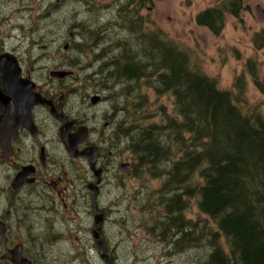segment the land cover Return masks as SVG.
<instances>
[{
	"label": "rangeland",
	"instance_id": "374dc122",
	"mask_svg": "<svg viewBox=\"0 0 264 264\" xmlns=\"http://www.w3.org/2000/svg\"><path fill=\"white\" fill-rule=\"evenodd\" d=\"M111 1L89 0L88 4L92 8L91 11L98 6L97 10L101 11L105 5L112 8ZM218 1L142 0L140 3V0H136L134 24L127 25L129 34L126 35L119 30L114 31L115 36L108 40L120 44V53L115 55V65L117 67L125 59L120 54L128 57L132 51L137 55L135 61L142 60L143 52L140 49L145 52L151 49L148 36L154 28H159L179 48L191 51L203 71L216 77L220 88L232 89L234 78L243 73L246 83L243 96L245 102H240L239 105L255 106L264 118V51L256 50L252 43L253 34L264 29V2L248 0L247 8L241 14V20L238 21L226 15L221 33L214 35L209 29L196 23L195 15L217 4ZM52 3L56 5L52 7ZM83 6L84 3L80 0H0V15L7 12L13 19L18 16L19 18L16 19L23 21L25 25L22 26L23 30L19 28L15 33L20 37L26 31L28 40L24 41L22 50L29 58L41 59L38 78L42 84L44 83V88L56 87V81L49 78L50 68L60 65L67 58L79 56L77 51H69L63 48V45L65 43L71 45L76 39L74 34L72 36L70 34L71 23L75 20L81 21L83 13L78 12L84 9ZM16 7L26 9L24 15L21 11L15 12ZM3 31L8 32L7 28ZM144 33L147 35L146 41H142ZM31 38L34 45L32 42L29 43ZM37 48L40 52L38 54L34 53V49ZM78 58L81 62L86 60L84 56ZM89 58L87 56V60ZM248 60H251L255 67L260 79V87L254 84L250 77L253 69L246 68ZM71 68L80 75L68 86H80L86 79L82 76L84 72L79 70L78 64L71 65ZM94 68L97 67L94 66ZM142 81L143 79L131 81V86L135 89L133 93L135 94L137 89L141 91L146 89L151 99V78L145 79V83L150 84L148 86ZM104 84L113 90V92L108 91L111 96L108 100L110 104H102L98 108L91 107L89 112V116L97 115L96 120L91 121V124L99 128L102 122L97 123V121L102 111L109 108L118 118L114 130L118 134L116 152L114 157H110L112 161L105 174L100 195L96 198L97 207L103 209L106 214L102 224L101 236L105 242V249L102 252L108 255L113 264H201L205 259V251L192 249L185 250L184 254L181 253L183 247L173 243H181L184 223L180 221L179 226L172 224L174 220L179 222V212L178 219H174V213L164 211L167 196L163 197L158 190L162 178H153L150 173L144 172V168L134 170L135 163L127 145L128 137L120 131L119 127L124 119L118 109L122 99L115 93L125 85V81L112 78L106 82L104 80ZM73 102L74 100L71 99L70 105ZM158 104L164 105L169 110L172 107V99L166 96L159 98ZM127 120L129 123L132 121ZM108 129L104 128L105 131ZM113 143L114 139L111 138V146ZM103 145L105 148L108 147V142ZM60 156H63L62 152L58 151L55 168L62 163L59 160ZM80 162L87 172L85 162ZM118 162L132 163L129 175H126L123 169H118ZM68 177L71 176L68 175ZM62 186H66V189L61 196L55 195V198L51 200V193H49L50 198L47 202L37 203L35 208L38 220L31 216L34 222L42 224L44 215L48 214L52 222L48 235L42 234L40 229L44 228L38 226L34 229L35 231H30L29 234L32 237L26 236V238L40 240L39 244L45 249L33 253L35 264H106L100 258L96 240L91 233L95 212H92L93 202L90 198V190L85 188V183L74 185L62 183L60 187ZM46 191H50L48 187ZM187 206L188 209L185 210V208L182 209V204H178L177 210L180 209V213L185 218L196 221L198 209L195 200L189 201ZM175 210V207L170 209L171 212ZM202 216L205 218L204 215ZM199 225H202V222H199ZM159 228L161 230H158ZM51 230L54 233H50Z\"/></svg>",
	"mask_w": 264,
	"mask_h": 264
},
{
	"label": "trees",
	"instance_id": "16d2710c",
	"mask_svg": "<svg viewBox=\"0 0 264 264\" xmlns=\"http://www.w3.org/2000/svg\"><path fill=\"white\" fill-rule=\"evenodd\" d=\"M247 1L219 0L199 11L195 21L219 35L226 15L241 20ZM148 40L151 49H140L142 60L135 61L133 51L128 57L120 54L125 59L112 66L121 73L103 77L127 85L115 93L122 99L119 127L128 137L134 170L144 168L162 178L158 190L167 196L164 211L174 213V219L179 212L181 219L172 224L184 223L181 243L173 242L183 247L181 253L205 251L201 264H264V118L255 106L239 105L245 102L243 73L234 78L232 89L220 88L193 53L179 48L164 31L154 28ZM252 43L264 51V29L253 34ZM253 66L246 62L260 87ZM148 77L151 85L145 83ZM137 79L150 85L151 99L146 89L133 93L131 81ZM165 96L172 99L169 110L158 104ZM192 199L196 221L177 210L178 204L187 210Z\"/></svg>",
	"mask_w": 264,
	"mask_h": 264
},
{
	"label": "flooded vegetation",
	"instance_id": "af4514ba",
	"mask_svg": "<svg viewBox=\"0 0 264 264\" xmlns=\"http://www.w3.org/2000/svg\"><path fill=\"white\" fill-rule=\"evenodd\" d=\"M80 1H83L84 9L78 13L82 12L83 16L81 21L75 20L71 23L70 32L76 39L71 45L65 43L63 48L77 51L78 57L84 56L86 60L81 62L74 56L50 68L49 78L56 81V87H43L44 83L42 84L38 78L41 59L29 58L22 50L27 33L25 31L19 37L15 31L19 28L23 30L22 26H25L23 21L17 20L18 16L13 19L7 12L0 15V223L3 224L6 237L5 240L0 237V256L5 251L18 247L22 257L30 260L32 264L36 261L33 253L45 249L39 244L40 240L26 236L32 237L30 231H35L38 226L44 228L40 229L42 234L48 235L52 222L48 214L44 215L42 224L34 222L31 216L36 218L35 206L38 202H47L50 198L49 193L51 200L55 195H62L66 189V186L60 187L62 183L70 185L85 183L93 202L92 212L101 213L103 222L106 215L103 209L97 207L96 198L100 195L105 174L112 161L110 157H114L116 152L118 134L114 130L118 118L109 108L102 111L97 121L102 122L99 128L91 124L97 115L89 116V112L91 107L98 108L109 103L110 86L106 87L103 77L105 74L121 73V70L107 67L112 66L115 57L120 53V44L108 40L115 36L114 31L129 34L127 25L134 24L136 0H112V8L105 5L101 11L97 10L99 6L91 11L89 0ZM55 5L56 3L51 4L52 7ZM25 10L21 7L15 8V12L21 11L23 15ZM5 28L8 32L3 31ZM31 42L34 45L32 38L29 40V43ZM38 52L39 48L34 49V53ZM87 56L88 58L90 56L89 60ZM73 64H78L79 70L84 72L82 76L86 78L80 86H68L80 75L71 68ZM55 72L67 74L58 77L53 75ZM67 80L69 82H66ZM78 80L80 81V78ZM71 99L74 102L70 105ZM66 124L67 129L64 128ZM104 128L109 129L105 131ZM83 131L86 132V138L76 146V149L82 151L96 148L97 156L93 170L90 168L88 155L78 154L71 157L66 150V141L69 138H77ZM111 138L114 139L115 147L111 146ZM105 142H108L106 148L103 145ZM58 151L62 152L63 156L59 158L62 163L55 168ZM80 161L85 162L87 172ZM121 163L117 164L119 170L122 169ZM129 164L128 173L123 169L126 175L132 170V163ZM96 170L101 171L99 179L94 174ZM18 175L22 176L23 182L16 186L14 184ZM97 179L98 193L95 199H92V189L89 185L95 183ZM47 187L50 191H46ZM102 224L97 239L93 231L96 228L95 224L91 228V233L96 240L100 258L106 264H113L108 255L102 252L105 249V242L101 236ZM50 233H54L53 230ZM0 264L13 263L8 259H0Z\"/></svg>",
	"mask_w": 264,
	"mask_h": 264
},
{
	"label": "water",
	"instance_id": "95a60500",
	"mask_svg": "<svg viewBox=\"0 0 264 264\" xmlns=\"http://www.w3.org/2000/svg\"><path fill=\"white\" fill-rule=\"evenodd\" d=\"M52 74V73H51ZM65 74H67V72H55L53 73V75H57L58 77H62ZM95 101V100H94ZM57 118H59L60 116H56ZM64 128L67 129V124L64 125ZM61 136L63 137V134H61ZM86 138V132L83 131L81 133L78 134L77 138H69L66 141V150L68 152V154L71 157H76L78 154H85L88 155V162L90 165V168L93 170L95 168V162H96V156H97V151L96 148H87L85 150L82 151H77L76 146L80 143H82ZM121 167L128 173V168H129V164L128 163H122ZM101 171L100 170H96L94 171L95 176L99 179ZM22 176L18 175L15 179V184L16 186H18V184L20 185L23 180L21 179ZM97 179V181L95 183H92L89 185V187L92 189V199H95V197L97 196L98 193V189H97V183L99 182V180ZM103 221V215L101 213H96L94 216V224L96 225V228L93 230L94 231V237L97 239L98 238V232L100 229V223H102ZM0 237L5 240L6 237L4 235V227L3 224L0 223ZM0 259H8L10 260L13 264H32L30 260L25 259L22 257L20 249L14 248L12 250H7L5 251L1 256Z\"/></svg>",
	"mask_w": 264,
	"mask_h": 264
},
{
	"label": "bare ground",
	"instance_id": "6f19581e",
	"mask_svg": "<svg viewBox=\"0 0 264 264\" xmlns=\"http://www.w3.org/2000/svg\"><path fill=\"white\" fill-rule=\"evenodd\" d=\"M100 75V74H99ZM98 76V75H97ZM158 223V222H157ZM151 225H152V223H151ZM158 226H159V224H157ZM157 227V226H156ZM160 227H161V224H160ZM158 228V227H157ZM156 228V229H157ZM150 230V229H149ZM158 230H161L160 228L158 229ZM150 234V233H149Z\"/></svg>",
	"mask_w": 264,
	"mask_h": 264
}]
</instances>
